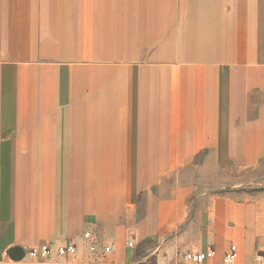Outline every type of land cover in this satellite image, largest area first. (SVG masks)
<instances>
[{
	"label": "crops",
	"instance_id": "crops-1",
	"mask_svg": "<svg viewBox=\"0 0 264 264\" xmlns=\"http://www.w3.org/2000/svg\"><path fill=\"white\" fill-rule=\"evenodd\" d=\"M0 7L15 31L37 23L38 38L75 41L105 37L121 3ZM160 7L134 52L144 65L131 79L129 123L40 128L33 142L0 144V264H14L4 250L17 259L42 245L45 264H179L180 252L206 247L217 260L232 248L237 264L264 254V188H243L264 174V0ZM125 70L114 64L107 94L120 93ZM66 243L76 252L58 255Z\"/></svg>",
	"mask_w": 264,
	"mask_h": 264
},
{
	"label": "rangeland",
	"instance_id": "rangeland-1",
	"mask_svg": "<svg viewBox=\"0 0 264 264\" xmlns=\"http://www.w3.org/2000/svg\"><path fill=\"white\" fill-rule=\"evenodd\" d=\"M161 2L120 0L119 20L109 23L105 37L75 41L38 38L37 23L20 24L29 29L15 31L18 23H11L7 8L0 7V144L33 142L40 128L129 123L131 79H136V65H144L134 52L153 33L150 23L160 15ZM114 64L126 68L117 95L107 94L110 86L105 85ZM244 187L263 189L264 174Z\"/></svg>",
	"mask_w": 264,
	"mask_h": 264
},
{
	"label": "built area",
	"instance_id": "built-area-1",
	"mask_svg": "<svg viewBox=\"0 0 264 264\" xmlns=\"http://www.w3.org/2000/svg\"><path fill=\"white\" fill-rule=\"evenodd\" d=\"M84 238L90 239L91 234L89 231L83 233ZM132 245L131 241L128 243ZM98 246L95 242H91L88 245V250L90 252H96ZM50 246L42 245L34 248H30L23 252L17 259L11 257L9 250H4L1 256L4 259H8L14 264H45L47 258L50 255ZM57 254L60 256L67 254H74L76 252V247L72 243H66L60 245L56 248ZM111 251L110 246L103 248V252ZM179 264H237L236 254L232 248H228L220 256L219 260L216 259V253L212 247H206L203 250H186L180 252L179 254ZM264 254L261 252H256L254 255V262L252 264H263Z\"/></svg>",
	"mask_w": 264,
	"mask_h": 264
}]
</instances>
